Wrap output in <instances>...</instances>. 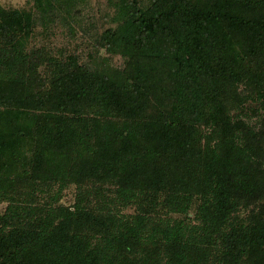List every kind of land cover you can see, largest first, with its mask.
<instances>
[{"label":"trees","instance_id":"16d2710c","mask_svg":"<svg viewBox=\"0 0 264 264\" xmlns=\"http://www.w3.org/2000/svg\"><path fill=\"white\" fill-rule=\"evenodd\" d=\"M35 12L0 6V264H264V0H121L92 71Z\"/></svg>","mask_w":264,"mask_h":264},{"label":"rangeland","instance_id":"374dc122","mask_svg":"<svg viewBox=\"0 0 264 264\" xmlns=\"http://www.w3.org/2000/svg\"><path fill=\"white\" fill-rule=\"evenodd\" d=\"M140 1L145 5L149 2ZM46 2L38 13L35 12L36 0H0V6L4 9L35 12L36 25L26 45L30 52L42 50L63 58L76 57L79 66L91 71L95 68H124L125 58L106 51L99 43L105 31L115 28L121 0H52V4ZM76 191L74 185L70 186L65 190L61 203H73ZM104 193L108 194L107 191ZM6 207L7 203H0V213ZM125 213L136 214V210L132 207Z\"/></svg>","mask_w":264,"mask_h":264}]
</instances>
